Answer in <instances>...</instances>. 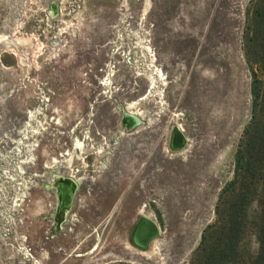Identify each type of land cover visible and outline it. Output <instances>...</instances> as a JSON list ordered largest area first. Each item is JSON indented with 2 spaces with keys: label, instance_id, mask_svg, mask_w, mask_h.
<instances>
[{
  "label": "rangeland",
  "instance_id": "obj_1",
  "mask_svg": "<svg viewBox=\"0 0 264 264\" xmlns=\"http://www.w3.org/2000/svg\"><path fill=\"white\" fill-rule=\"evenodd\" d=\"M250 1L0 0V264H188L249 120Z\"/></svg>",
  "mask_w": 264,
  "mask_h": 264
},
{
  "label": "trees",
  "instance_id": "obj_2",
  "mask_svg": "<svg viewBox=\"0 0 264 264\" xmlns=\"http://www.w3.org/2000/svg\"><path fill=\"white\" fill-rule=\"evenodd\" d=\"M246 17L241 46L250 73L249 120L234 152L232 177L221 187L213 220L188 264H264V0H251Z\"/></svg>",
  "mask_w": 264,
  "mask_h": 264
},
{
  "label": "water",
  "instance_id": "obj_3",
  "mask_svg": "<svg viewBox=\"0 0 264 264\" xmlns=\"http://www.w3.org/2000/svg\"><path fill=\"white\" fill-rule=\"evenodd\" d=\"M126 116H127V113H123L122 115V119H121V122L122 124L124 125V123H126ZM129 118L130 120L134 121L135 123L134 124H138L139 120L137 117L135 116H132V115H129ZM125 126V125H124ZM126 128H129L128 125L126 126ZM178 134L180 135V137L185 140L182 144L181 147H183V145L187 142V139L184 135L183 132H179L177 127H174L171 132H170V137H169V148L174 151V150H177V149H180L181 147H176V146H173L172 142H173V138L175 137V135ZM72 185H73V192H74V188H75V185L74 183L72 182ZM73 192H72V195H73ZM60 197H59V191H58V205L57 207L59 208L60 210V218L57 219L55 214H54V220L56 222V224H58V220L60 221H63V218H64V211L66 209H68V207L70 206V202H71V199H72V196H71V199H70V202L69 203H66L64 205H60V201H59ZM148 226L149 229H150V233L149 234H146L145 233V226ZM160 234V228L158 226V224L154 221V220H150L148 218H145V217H140L131 233V242H132V245L141 249V250H144L148 247V245L150 244V242L155 239L156 237H158ZM138 237H140L141 239H139Z\"/></svg>",
  "mask_w": 264,
  "mask_h": 264
},
{
  "label": "bare ground",
  "instance_id": "obj_4",
  "mask_svg": "<svg viewBox=\"0 0 264 264\" xmlns=\"http://www.w3.org/2000/svg\"><path fill=\"white\" fill-rule=\"evenodd\" d=\"M126 113H127L126 123H127L128 126H133L134 123H135L134 121L130 120L129 115L137 117L139 121L142 119L141 117L143 115V113L141 111H134V113H136V114H133L132 111L129 112L128 110H126ZM183 142H184V140L178 134H176L175 137L173 138V146L181 147ZM72 191H73V185H72V182L69 179L60 181V183H59V197H60L59 201H60V205H64V204L70 202ZM57 214H60V210L59 209H58ZM143 217L148 218V219L151 220V218H149L146 215H143ZM144 228H145V233L146 234H149L151 232L147 225ZM138 238L141 239L140 237H138Z\"/></svg>",
  "mask_w": 264,
  "mask_h": 264
},
{
  "label": "flooded vegetation",
  "instance_id": "obj_5",
  "mask_svg": "<svg viewBox=\"0 0 264 264\" xmlns=\"http://www.w3.org/2000/svg\"><path fill=\"white\" fill-rule=\"evenodd\" d=\"M61 179H63V178H58V179H56V181H55V188H56V192H57V197H58V182L61 180ZM66 179H68V178H66ZM66 179H63V180H66ZM62 181V180H61ZM73 192V191H72ZM72 196V195H71ZM58 205V199H57V203H56V205H55V208H56V206ZM55 208H54V211H53V219H54V212H55ZM58 207H57V210H56V218L57 219H59L60 218V214H57V212H58ZM68 209H69V207H68ZM68 209H66V210H68ZM65 210V211H66ZM64 211V212H65ZM60 221V220H59ZM62 221H60L59 223H61ZM137 223V222H136ZM136 223H135V225H136ZM135 225H134V227H135ZM134 229V228H133ZM133 231V230H132Z\"/></svg>",
  "mask_w": 264,
  "mask_h": 264
}]
</instances>
